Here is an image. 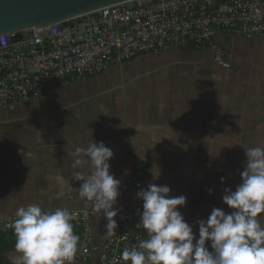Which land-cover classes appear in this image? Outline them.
Wrapping results in <instances>:
<instances>
[{
    "label": "crops",
    "instance_id": "obj_1",
    "mask_svg": "<svg viewBox=\"0 0 264 264\" xmlns=\"http://www.w3.org/2000/svg\"><path fill=\"white\" fill-rule=\"evenodd\" d=\"M216 41L230 66L211 47L172 46L0 108V218L30 203L85 210L94 243L103 245V214H94L76 192L57 198L50 179L59 172L78 189L70 153L92 140L114 151L109 163L122 181L120 212L134 204L128 181L139 162L148 185H168L170 196L187 197L179 210L197 237L198 220L213 208L231 212L224 189L241 182L245 147L264 145V34L221 31ZM151 169L160 170L159 179ZM74 231L80 237V229ZM16 255L9 251L6 262L13 264ZM98 257L94 252L84 264Z\"/></svg>",
    "mask_w": 264,
    "mask_h": 264
},
{
    "label": "built area",
    "instance_id": "obj_2",
    "mask_svg": "<svg viewBox=\"0 0 264 264\" xmlns=\"http://www.w3.org/2000/svg\"><path fill=\"white\" fill-rule=\"evenodd\" d=\"M98 18L79 17L63 26L59 23L23 30V37L11 41L4 35L0 43V108L26 101L41 92L70 80L94 76L112 64L133 60L140 54L167 51L172 46L211 47L224 62V49L217 33L229 31L246 38L264 34V0H137V4L100 9ZM129 187L134 204L119 213V232L103 245L93 241L90 215L69 209L80 229V246L75 262L87 263L94 252L96 264H125L120 259L125 248L147 239L138 228L143 201L137 192L148 187L142 163H137ZM12 215L0 218V232L13 230Z\"/></svg>",
    "mask_w": 264,
    "mask_h": 264
},
{
    "label": "clouds",
    "instance_id": "obj_3",
    "mask_svg": "<svg viewBox=\"0 0 264 264\" xmlns=\"http://www.w3.org/2000/svg\"><path fill=\"white\" fill-rule=\"evenodd\" d=\"M245 150L241 182L235 189L226 187L222 196L232 211L213 208L206 219L198 220V237L179 210L186 206V196H170V186L155 183L138 191L143 205L137 227L146 230L147 239L123 249L120 259L125 264H264V145ZM70 155L71 176L82 183L77 189L57 172L50 177L59 188L57 198L76 192L90 203L94 214H103L105 236H114L118 228L115 217L120 212L115 205L122 183L110 172L114 151L103 141L92 140L86 147H75ZM151 171L159 179L160 170ZM15 216L12 227L17 255L13 264H74L80 237L69 209L45 210L39 203H30L19 207Z\"/></svg>",
    "mask_w": 264,
    "mask_h": 264
},
{
    "label": "water",
    "instance_id": "obj_4",
    "mask_svg": "<svg viewBox=\"0 0 264 264\" xmlns=\"http://www.w3.org/2000/svg\"><path fill=\"white\" fill-rule=\"evenodd\" d=\"M137 0H0V43L4 35L15 42L23 37V30L53 25L74 24L79 17L100 16V9L119 5L128 7ZM4 72H0V76Z\"/></svg>",
    "mask_w": 264,
    "mask_h": 264
},
{
    "label": "trees",
    "instance_id": "obj_5",
    "mask_svg": "<svg viewBox=\"0 0 264 264\" xmlns=\"http://www.w3.org/2000/svg\"><path fill=\"white\" fill-rule=\"evenodd\" d=\"M14 229L9 232H0V264H11L6 262V255L9 251L15 250Z\"/></svg>",
    "mask_w": 264,
    "mask_h": 264
},
{
    "label": "flooded vegetation",
    "instance_id": "obj_6",
    "mask_svg": "<svg viewBox=\"0 0 264 264\" xmlns=\"http://www.w3.org/2000/svg\"><path fill=\"white\" fill-rule=\"evenodd\" d=\"M123 63H118V64H114V65H112V66H110L109 68H111V67H115V66H119V65H122ZM108 68V69H109ZM106 71V70H105ZM103 73V72H102Z\"/></svg>",
    "mask_w": 264,
    "mask_h": 264
}]
</instances>
